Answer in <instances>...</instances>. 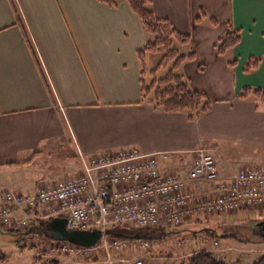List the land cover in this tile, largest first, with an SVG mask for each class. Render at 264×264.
<instances>
[{"label": "crops", "instance_id": "obj_1", "mask_svg": "<svg viewBox=\"0 0 264 264\" xmlns=\"http://www.w3.org/2000/svg\"><path fill=\"white\" fill-rule=\"evenodd\" d=\"M151 6L191 37L181 53L195 51L196 59L179 71L213 101L211 111L193 120L143 99L137 51L150 36L127 1L110 7L97 0H0V206L4 188L22 192L33 178H50L73 160L80 171L78 149L182 152L166 162L171 166L192 164V150L211 147L220 178L189 184L192 193L230 182L243 168L264 167V102L252 93L240 97L247 88L264 91V0H152ZM202 10L218 25L197 23ZM231 27L241 41L221 56L215 45ZM251 58L261 62L247 72ZM36 163L53 167L33 175ZM24 210L15 211L17 219ZM233 212L255 215L263 228L264 206ZM5 264L41 263L28 257Z\"/></svg>", "mask_w": 264, "mask_h": 264}, {"label": "built area", "instance_id": "obj_2", "mask_svg": "<svg viewBox=\"0 0 264 264\" xmlns=\"http://www.w3.org/2000/svg\"><path fill=\"white\" fill-rule=\"evenodd\" d=\"M191 152L197 154L192 164L182 161L166 166L171 159L180 158L182 152L148 153L124 148L114 153L87 154L78 149V175L41 186L30 196L6 190L0 223L25 229L33 219H40L38 211L46 207L51 217L66 218L69 230L102 231L95 246L73 247L91 249L99 245L110 253L111 249L128 245L127 240L108 236L112 226H179L199 210L224 214L246 206H264V167L243 168L230 182L218 183L209 192H190L189 184L220 178L213 148L201 147ZM17 209H25L23 218H16ZM143 245L147 247L149 243L144 241ZM129 264L147 262L142 256Z\"/></svg>", "mask_w": 264, "mask_h": 264}, {"label": "rangeland", "instance_id": "obj_3", "mask_svg": "<svg viewBox=\"0 0 264 264\" xmlns=\"http://www.w3.org/2000/svg\"><path fill=\"white\" fill-rule=\"evenodd\" d=\"M178 47V46H177ZM180 51H183V47ZM164 51L150 54L147 59L148 69L157 66ZM166 70L157 72V76H163ZM150 75L147 77L149 80ZM42 158L38 162L45 163ZM55 159L51 160L54 161ZM58 161V160H57ZM71 166L61 165L59 169L52 172L50 178H33L31 187L20 190L25 195H34L44 185L55 183L59 180L74 177L80 173L79 164L73 160ZM169 166V163L166 164ZM41 164L36 163L29 167L33 175H41ZM48 169L53 165L42 166ZM5 189L2 193H5ZM38 214L40 219H33L30 226L39 225L42 221L51 218L50 210L42 207ZM255 215H247L246 212L234 214H217L198 211L190 219L185 220L181 225L174 227L158 228L156 233L151 231L149 236L142 239H127V246L119 250L111 249L110 253L99 245L91 249H80L69 243L53 241L47 238L40 230L28 236H21L10 232L9 226L0 227V250L9 259H55L62 264H129L136 258L144 256L147 264H188V258L201 249H208L215 253L217 258L227 264H251L256 256L264 255V243H254L253 240L264 239L262 229L255 224ZM7 227V228H6ZM11 230L18 233L14 226ZM18 238V241H17ZM149 243L147 247L143 242ZM67 249L65 250V248Z\"/></svg>", "mask_w": 264, "mask_h": 264}, {"label": "trees", "instance_id": "obj_4", "mask_svg": "<svg viewBox=\"0 0 264 264\" xmlns=\"http://www.w3.org/2000/svg\"><path fill=\"white\" fill-rule=\"evenodd\" d=\"M97 1L110 7H115L121 0ZM125 1L129 3L133 11L141 18L150 36L145 47L137 51L138 58L142 65L141 90L143 99L150 101L156 109H161L166 112H186L190 120L211 111L213 101L209 98L208 94L205 91L192 89L185 76L179 71V68L184 62L196 59L195 51L182 54L179 47L181 45L190 44L191 37L178 31L169 19L157 18L151 6L152 0ZM205 19H208L213 26H217L219 23L217 18L209 15L205 10H202L196 18V22L202 23ZM240 41V32L231 27L228 32L218 40L215 46L219 55L224 56L228 50L235 47ZM161 51H164V54L157 63V66L153 69H148L146 64L147 56ZM236 62L237 61L234 60L229 62V64L234 66ZM260 62V58H251L246 65L245 71L249 72L256 69L259 67ZM162 69L166 70L165 74L160 77L157 76V72ZM200 69L204 70V67L201 66ZM149 75L151 78L147 80ZM251 93L261 98L264 102V91L259 88L254 90L247 88L240 97L247 98ZM52 220L53 218L44 220L36 227L39 228L47 238H52L53 241H55L52 236ZM9 231L17 235L24 233L21 231L16 233L14 230H11V228ZM151 231L156 233V231L159 230L158 228L142 229L130 225H118L110 227L107 234L113 239H142L143 237L149 236L150 233H152ZM188 260V264H227L217 258L215 253L208 249H201L193 253ZM8 261L9 257L0 250V264H5ZM35 261L41 264H60L59 260L42 259L41 257H37ZM237 264L240 263L238 262ZM253 264H264V255L259 256Z\"/></svg>", "mask_w": 264, "mask_h": 264}, {"label": "water", "instance_id": "obj_5", "mask_svg": "<svg viewBox=\"0 0 264 264\" xmlns=\"http://www.w3.org/2000/svg\"><path fill=\"white\" fill-rule=\"evenodd\" d=\"M66 218L56 217L51 221L52 236L55 240L68 241L75 245L91 247L103 236L99 229L94 230H68ZM264 229V223H263ZM264 236V231L262 232Z\"/></svg>", "mask_w": 264, "mask_h": 264}, {"label": "flooded vegetation", "instance_id": "obj_6", "mask_svg": "<svg viewBox=\"0 0 264 264\" xmlns=\"http://www.w3.org/2000/svg\"><path fill=\"white\" fill-rule=\"evenodd\" d=\"M264 231V229L262 228V232Z\"/></svg>", "mask_w": 264, "mask_h": 264}]
</instances>
